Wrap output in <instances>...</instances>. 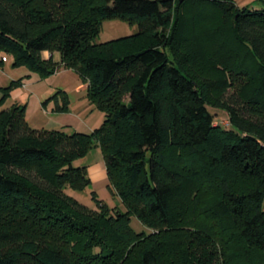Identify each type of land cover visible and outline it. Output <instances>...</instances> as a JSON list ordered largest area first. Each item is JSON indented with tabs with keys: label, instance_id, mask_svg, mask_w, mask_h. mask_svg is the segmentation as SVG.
<instances>
[{
	"label": "trees",
	"instance_id": "trees-1",
	"mask_svg": "<svg viewBox=\"0 0 264 264\" xmlns=\"http://www.w3.org/2000/svg\"><path fill=\"white\" fill-rule=\"evenodd\" d=\"M258 1L260 8L235 0H0V51L14 56L13 66L43 76L60 64L76 70L106 116L90 133H68L31 127L25 104L0 110V264H264ZM184 3L220 20L208 31L204 61L200 51L188 58L237 82L228 101L193 76L180 53L191 43L167 29ZM111 18L138 23L139 32L98 42ZM22 84L1 88V103ZM68 102L64 96L56 108ZM213 106L227 110L230 127L215 123ZM97 146L125 209L96 195L98 208H90L67 192L91 184L88 165L74 162ZM132 215L151 231L137 232Z\"/></svg>",
	"mask_w": 264,
	"mask_h": 264
},
{
	"label": "rangeland",
	"instance_id": "rangeland-1",
	"mask_svg": "<svg viewBox=\"0 0 264 264\" xmlns=\"http://www.w3.org/2000/svg\"><path fill=\"white\" fill-rule=\"evenodd\" d=\"M184 1V0H181ZM239 6L258 7L262 6V3L258 0H235ZM200 7H193L188 3L182 4L179 11H176L175 22H172L168 26V30H175L176 34L191 43V46L185 45L181 50V57L191 67L188 69L193 73V76L198 79H203L209 88V92L214 99L223 97L228 101L232 93H236L238 89L237 82L230 83L228 76H224L221 67L212 66L210 62L209 69L203 70L195 68L192 62L189 60L191 52L195 53L200 51L201 57L204 61V54L207 51V45L211 43L207 34L212 29L213 24L216 26L220 20L215 19V13L213 11H205ZM199 11V12H197ZM204 12V13H201ZM221 25H227L225 20H221ZM210 29H209V28ZM139 32L138 23H130L122 18H111L103 20L101 30L97 36L98 42H106L117 40L120 38L130 37L136 35ZM191 48V49H190ZM55 59H60V53L54 52ZM241 55L244 60L251 61V57L246 51H242ZM207 56V55H206ZM6 58L3 64V69L0 66V92H3L1 88L8 86L12 80L22 79V82L27 87L17 85L10 91V95L3 101L2 104L8 103L12 106L14 104H25V116L31 127L44 130L45 126L51 120L63 122V127L66 132L72 133L75 131L90 133L96 127H99L105 119V112L101 110L95 103L92 102L89 96L88 82L85 81L80 74L69 67H65L60 64L58 68L48 75H41L38 71H33L27 66H13L14 56L5 51H0V59ZM189 57V58H188ZM207 63V62H205ZM198 65H202L199 63ZM241 76H247L242 73ZM245 80V79H244ZM228 81L225 85V91L222 96L219 93L222 92L220 84ZM240 82V81H239ZM243 78L241 77V84ZM28 84V85H27ZM18 90L16 94L14 91ZM56 96L58 97H54ZM225 95V96H223ZM49 96L51 99H49ZM64 96L68 97V108L64 110H58L56 108L57 103L63 105ZM125 99H128V94L125 93ZM0 99V104H1ZM46 101V102H45ZM212 111L215 113V123L221 124L225 127H230L229 113L225 108L213 106ZM54 111V112H53ZM56 111V113H55ZM69 124V125H66ZM75 165L86 164L90 167L91 173L89 176L92 180L91 184L83 191H71L67 188V192L72 193L79 201L84 203L90 208H98V200L96 197L110 205L111 207L122 206L121 198L116 192L109 187V179L107 174H100L97 168L105 171V158L100 146L94 147L84 157L77 159L74 162ZM186 183L182 185L181 190L185 189ZM206 198L209 195L205 196ZM131 225L137 231L150 232L151 229L146 226L135 215L131 216Z\"/></svg>",
	"mask_w": 264,
	"mask_h": 264
},
{
	"label": "crops",
	"instance_id": "crops-1",
	"mask_svg": "<svg viewBox=\"0 0 264 264\" xmlns=\"http://www.w3.org/2000/svg\"><path fill=\"white\" fill-rule=\"evenodd\" d=\"M43 55H44V57H46V58H48V57H50V55H51V52L50 51H44L43 52ZM53 56L55 57V54H53ZM1 66V65H0ZM1 68L3 69V65L1 66ZM28 85V84H27ZM23 86L24 87H27L26 86V84L25 83H23ZM17 92H19L18 90H16V91H14V93L16 94ZM1 96H2V93L0 92V99H1ZM50 97V96H49ZM9 107H11L10 105H8V103L6 102V103H4V104H0V110H2V109H4V108H9ZM54 112V111H53ZM55 113H56V111H55ZM63 122H60L59 120L58 121H54V120H51L48 124H46V128L47 129H49V130H59V129H64V128H62L63 127ZM66 125V124H65ZM67 125H69V124H67ZM66 125V126H67ZM91 168L90 167H88V171H89V173H91ZM97 170L99 171V173L100 174H107L106 173V166H105V171H102V169H100V168H97Z\"/></svg>",
	"mask_w": 264,
	"mask_h": 264
},
{
	"label": "built area",
	"instance_id": "built-area-1",
	"mask_svg": "<svg viewBox=\"0 0 264 264\" xmlns=\"http://www.w3.org/2000/svg\"><path fill=\"white\" fill-rule=\"evenodd\" d=\"M4 60H6V58H4Z\"/></svg>",
	"mask_w": 264,
	"mask_h": 264
}]
</instances>
